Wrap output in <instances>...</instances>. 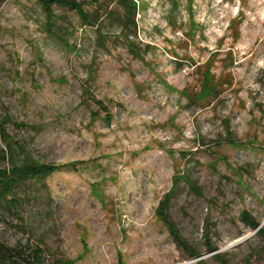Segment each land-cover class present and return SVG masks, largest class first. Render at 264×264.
I'll return each instance as SVG.
<instances>
[{"label": "rangeland", "instance_id": "rangeland-1", "mask_svg": "<svg viewBox=\"0 0 264 264\" xmlns=\"http://www.w3.org/2000/svg\"><path fill=\"white\" fill-rule=\"evenodd\" d=\"M76 1L104 7L95 27L54 7L65 47L36 0H0V116L64 166L0 210V242L44 264H264L240 218L264 230V0H135L136 29L102 17L111 0ZM173 187L168 217L199 260L158 215Z\"/></svg>", "mask_w": 264, "mask_h": 264}, {"label": "trees", "instance_id": "trees-1", "mask_svg": "<svg viewBox=\"0 0 264 264\" xmlns=\"http://www.w3.org/2000/svg\"><path fill=\"white\" fill-rule=\"evenodd\" d=\"M43 10L47 19V33L55 35L64 45L68 47L67 41L63 39L54 29H56L57 23L60 18L54 13V7H64L71 11H75L82 22L90 27H95L96 23L100 19V12L103 9V2L96 5L94 13H88L82 3L76 0H36ZM114 7H106L102 14L107 18L116 19L120 24H123L124 29H136L135 16L137 13V3L135 0H111V5ZM58 29V28H57ZM127 41L129 35H125ZM212 78L209 79L208 84H204V91L206 94H213L215 84H212ZM100 107L104 108L100 101H95ZM12 125L15 129L26 130L29 128L24 123H14L11 118L5 114L0 116V162L6 164V166H0V210L2 212H9L15 214L18 211L20 205L17 197V192L20 191L21 187H27L30 185H38L44 183L45 180L60 171L64 166L55 164L43 163L35 159L32 153L24 146L20 141L13 138L8 132L7 126ZM35 130V128H33ZM235 146H240L241 143L232 142ZM186 184L192 192L198 193L199 189L194 181L189 178L185 179ZM175 191L173 187L161 202L158 207V215L169 229V235L175 245L185 251L190 259H197L200 254L193 249L187 240H185L176 225L169 219L167 214V208L172 196ZM242 222L256 231V234L264 238L263 228H259L261 223L252 218L247 212H242L240 216ZM208 251L215 252L217 247H214L207 242ZM17 248L9 249L3 243L0 242V264H15V259L22 260L23 264H44L42 259L43 249L40 247L36 248ZM25 250V251H24ZM24 256V258H23ZM217 262L222 261V258L218 255L213 256ZM201 262V261H199Z\"/></svg>", "mask_w": 264, "mask_h": 264}, {"label": "water", "instance_id": "water-1", "mask_svg": "<svg viewBox=\"0 0 264 264\" xmlns=\"http://www.w3.org/2000/svg\"><path fill=\"white\" fill-rule=\"evenodd\" d=\"M262 225H263V223H262V224L259 226V228H261V227H262ZM257 230H258V229H257ZM257 230H256V231H257ZM256 231H255V233H256ZM248 238H249V237H246V238H244V239L240 240L239 242H237V243L235 244V246H236V245H240L241 243H243V242L247 241V240H248ZM199 259H200V258H198V260H199ZM198 260H197V261H198Z\"/></svg>", "mask_w": 264, "mask_h": 264}]
</instances>
